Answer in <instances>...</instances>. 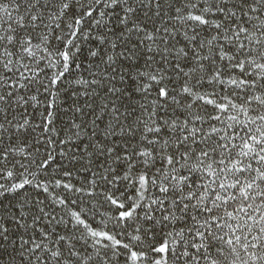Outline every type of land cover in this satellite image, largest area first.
<instances>
[{"label": "snow or ice", "instance_id": "obj_1", "mask_svg": "<svg viewBox=\"0 0 264 264\" xmlns=\"http://www.w3.org/2000/svg\"><path fill=\"white\" fill-rule=\"evenodd\" d=\"M0 264H264V0H0Z\"/></svg>", "mask_w": 264, "mask_h": 264}]
</instances>
